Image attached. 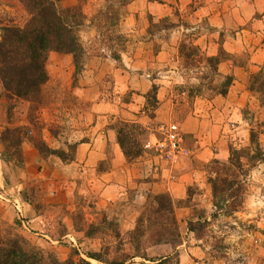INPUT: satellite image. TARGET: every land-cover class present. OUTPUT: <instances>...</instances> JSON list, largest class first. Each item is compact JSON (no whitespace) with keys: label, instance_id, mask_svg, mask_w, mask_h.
<instances>
[{"label":"rangeland","instance_id":"1","mask_svg":"<svg viewBox=\"0 0 264 264\" xmlns=\"http://www.w3.org/2000/svg\"><path fill=\"white\" fill-rule=\"evenodd\" d=\"M132 1L61 2L62 7L80 8L86 16L85 26L79 29L85 49L84 69L76 76L71 55L51 52L46 66L49 81L39 105L10 99L0 78V237L6 236L8 231L16 232L45 254L61 261L74 257L78 264H84L80 259L90 264H158L157 261L159 264H264V163L250 169L244 160L248 173L244 171L241 176L243 206L230 216L224 212L217 213L209 181L211 176L215 178L217 175L213 162L227 163L233 150L249 147L252 130L259 133L264 149V63L257 70L248 71L245 82L229 95L235 77L219 72L218 67L232 58L224 50L225 38L213 37V31L218 27H211L208 19H203L200 27L195 29H191L187 19L182 17L180 22L170 17L164 20L151 16L134 19L131 9H128ZM230 1L234 3L235 0ZM29 19V13L19 0H0V22L24 27ZM263 21L264 0L263 11L242 24L241 30L255 34L260 43L256 39L253 41L264 48ZM177 25H181V30L177 35L176 58L179 57L180 75L183 72L187 83H183L179 74L167 73L166 68L161 69V73L153 67L141 69L144 62L137 54L140 42H143V47L150 46L156 52L163 41L172 37ZM184 26L188 31H182ZM202 32L220 41L218 55L208 56L196 45V35ZM91 58L96 60L95 65ZM236 59L243 65L246 56L240 55ZM154 78L168 80L169 83H154L146 93L140 90L142 80L147 82ZM229 79L232 81L227 86ZM159 95L161 98L165 96L163 102L158 99ZM223 98L229 110H239L238 116L234 117L232 113V120L228 121L233 135L227 146L229 158L227 161L213 159L205 165L206 182L211 192L208 193L205 187L188 188L187 197L173 200L174 211L163 219L154 212L158 208L153 202L155 196H147L146 204L139 207L131 200L132 211L124 209V203L110 205L106 210L95 194L85 195L81 188H73L71 201L62 209L48 210L43 204L45 180L41 177V167L35 165L30 171L33 177L24 179L25 157L24 164L15 158L9 163L1 160L4 151L2 136L8 128H28L32 136L44 140L50 148L65 151L68 157H72L74 150L69 146L88 139L86 132L103 124L116 131L118 143L123 139L128 152L140 150L141 157L134 160L126 157L129 162L141 158L151 160L155 157L144 146L152 133L160 137L162 127L171 123L179 125L196 107L202 106L211 113L216 100ZM105 102L109 105H104ZM158 114L163 115L164 121H159L161 117ZM103 115L105 118H100ZM180 135L185 137L181 129ZM30 146L36 149L28 140L22 144L23 156L24 149H31ZM184 146L189 154L180 156L177 163L191 155L188 145ZM28 156L32 158L29 150ZM42 157L47 159L50 156ZM162 163L172 164L157 159L152 164L153 173L159 174ZM20 183H25L21 191L23 199L31 201L28 203L41 216H53L48 224L45 223L44 231L30 227L28 232L27 219L23 217L19 199L14 193ZM8 190L12 193L6 192ZM177 208L182 212L183 230L178 219H174L178 221L176 223L171 222L172 217L176 218ZM124 211L131 220L127 216L122 217ZM199 218H202V224H195L196 232H190L189 221L198 222ZM204 221L206 223L203 224ZM186 233L200 243L188 242L190 238ZM68 234L76 237L77 244L72 243L69 237L65 238ZM199 246L204 250V259L203 255L197 256L190 250ZM88 254H96L97 259L90 258Z\"/></svg>","mask_w":264,"mask_h":264},{"label":"crops","instance_id":"2","mask_svg":"<svg viewBox=\"0 0 264 264\" xmlns=\"http://www.w3.org/2000/svg\"><path fill=\"white\" fill-rule=\"evenodd\" d=\"M128 7V9H131V16L134 19L141 20L151 16L154 19L164 20L170 17L173 21L180 22V19L183 18L184 20L187 19L191 29L199 28L201 21L208 19L211 27L212 25L218 27L213 31V37L225 38L224 50L232 58L220 63L218 67L219 72L226 75L230 73L235 77L229 95L232 94L233 89L236 90L245 82L248 71L257 70L264 63V48L258 46L257 43H260V41L256 35L252 34L251 31L241 30L242 24L263 11V0H235L234 3L229 0L227 5L226 0H134L128 4ZM176 17H178L177 20ZM129 18L128 20L132 21ZM180 30L181 25H177L172 37L163 41L164 44L158 47L156 52L150 49V46L143 47V42H140L137 54L144 62L141 69L147 70L153 67L161 73V69L166 68L167 73L180 75L179 57L176 58L179 40L177 35L180 34ZM185 30L188 31L187 26L182 29V31ZM196 36V45L204 53L208 56L218 55L220 47L218 39L215 40L208 33L203 32ZM254 39L258 42L253 41ZM240 55L246 56L243 65L238 64L236 59ZM91 62L95 65L96 60L91 58ZM182 73L180 78L183 83H187L186 77ZM147 74L151 73L147 72ZM158 82L169 83L168 80L162 81L155 78L147 82L142 80L140 90L146 93L149 91L150 85ZM158 99H162L163 102L165 96L161 98L159 95ZM225 101V98L216 100L215 109L211 113L205 111L202 106L196 107L189 116L179 123L185 136V140L183 138L184 145H188L191 155L183 157L177 165L162 163L159 174L152 171V164L157 162L156 158L151 160L141 158L136 162H129L118 143L116 131L112 127L103 124L95 125L86 132L88 139H82L77 143L75 160L71 163H64L60 158L54 156L45 159L38 150L31 148V146V149L25 148L26 168H24V179L33 177L30 171L35 165L41 167V177L45 180L43 204L48 210L65 207L73 197V188H81L85 195L95 194L106 210H109L110 205L124 203L125 205H122L126 206L124 209L127 208L130 211H132L131 200L136 206H143L147 202V196L150 195L169 194L173 200H181L187 197V190L192 186H198L201 189L205 187L209 193L211 187L206 182L204 167L213 159L228 160V141L233 138L228 121L232 120V113L236 117L238 116L237 111L239 112L237 109L236 112H234V109L229 110V106H225ZM104 105L109 104L105 102ZM158 115V117H161L158 118L159 121H164L163 115ZM100 118H105V116L103 115ZM156 121L157 119H155ZM156 137L152 133L149 140H154ZM28 150L32 158L28 156ZM36 175L39 177L40 173ZM24 185L25 183L17 185L14 193L17 194L15 195L17 196L16 199H19L18 202H20L19 209L22 211L23 217L27 219L28 232L31 230L30 227L42 228V231H44V227L53 216H41L23 199L21 191L24 189ZM6 192L12 193L10 190ZM180 210L184 209L180 208ZM181 214L182 212L177 208L176 218L172 217L171 222L176 223L178 219L181 223V230H183L185 223L180 221ZM125 216L128 217L126 211L122 214V217ZM131 219L129 218V220ZM69 227H71V224H69ZM20 229H22L21 226ZM186 235L190 238L188 242L191 243L194 240L193 236L188 233ZM45 236L50 238L47 235ZM67 237L70 238L72 243L77 244L74 235L68 234L65 238ZM194 242L200 243L196 240ZM190 250L197 256L203 255L202 258L204 259L205 253L202 247H194ZM156 263L159 264V261Z\"/></svg>","mask_w":264,"mask_h":264},{"label":"trees","instance_id":"3","mask_svg":"<svg viewBox=\"0 0 264 264\" xmlns=\"http://www.w3.org/2000/svg\"><path fill=\"white\" fill-rule=\"evenodd\" d=\"M19 1L29 13L30 19L24 27L0 22V78L10 99L39 105L43 100L44 87L49 81L46 66L51 52L71 55L76 76L83 71L85 49L81 44L79 29L85 26L86 16L78 7H62L60 4L63 0ZM229 80L226 82L227 86L231 84L232 79ZM31 132L28 128L17 127L8 128L3 132L4 151L1 160L4 163H9L15 158L24 164L21 146L26 140L30 141L42 156L53 155L64 163L75 160L76 144L69 146L74 150V155L68 157L65 151L50 148L44 140L32 136ZM119 143L127 158L134 160L142 156L140 150L137 153L128 152L123 139H119ZM244 160L250 169L258 163H264V149L260 135L255 130H252L249 147L233 150L227 163L213 162L217 175L215 178L211 176L209 181L212 186L213 205L218 214L224 212L226 216H230L243 206L241 176L245 171ZM245 172L247 174L248 169ZM153 202L158 205L154 212L161 215L162 219L174 211V201L168 194L153 197ZM195 224L201 225L202 218H199L198 222L189 221L190 232H196ZM88 256L97 259L96 254ZM80 261L90 264L84 259ZM0 264L78 263L74 257L61 261L53 255L45 254L20 234L8 231L6 236L0 237Z\"/></svg>","mask_w":264,"mask_h":264},{"label":"built area","instance_id":"4","mask_svg":"<svg viewBox=\"0 0 264 264\" xmlns=\"http://www.w3.org/2000/svg\"><path fill=\"white\" fill-rule=\"evenodd\" d=\"M159 134L160 137L147 141L144 146L145 150L152 152L156 159L175 164L180 156L189 154L180 135L179 125L172 123L167 127L164 126Z\"/></svg>","mask_w":264,"mask_h":264}]
</instances>
